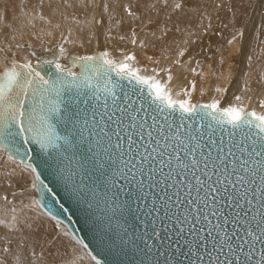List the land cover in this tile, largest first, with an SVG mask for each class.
Wrapping results in <instances>:
<instances>
[{
	"label": "snow or ice",
	"instance_id": "6c2138e0",
	"mask_svg": "<svg viewBox=\"0 0 264 264\" xmlns=\"http://www.w3.org/2000/svg\"><path fill=\"white\" fill-rule=\"evenodd\" d=\"M107 55L95 58L107 65L103 72L97 64V75L69 73L73 78L59 85L6 67L0 143L13 144L21 161L28 143L50 155L63 152L59 179L78 208L57 200L43 171L34 177L61 214L81 211L88 219L100 207L95 189L91 200L85 194L83 177L90 167L101 173L104 208L118 206L143 226L135 237L143 244L141 264H264V114L216 102L199 110L187 101L177 105L159 81L129 67L125 61L134 57L114 62ZM125 79L135 87L124 90ZM60 123L65 136L56 132ZM25 167L36 173L40 165Z\"/></svg>",
	"mask_w": 264,
	"mask_h": 264
},
{
	"label": "bare ground",
	"instance_id": "6f19581e",
	"mask_svg": "<svg viewBox=\"0 0 264 264\" xmlns=\"http://www.w3.org/2000/svg\"><path fill=\"white\" fill-rule=\"evenodd\" d=\"M0 49V72L35 70L40 56H56L59 70L69 57L132 56L129 67L178 104L264 114V0H0ZM0 154L10 160L0 155V264H90L84 249L67 247L65 228L49 237L35 219V187L17 179L26 168Z\"/></svg>",
	"mask_w": 264,
	"mask_h": 264
},
{
	"label": "water",
	"instance_id": "95a60500",
	"mask_svg": "<svg viewBox=\"0 0 264 264\" xmlns=\"http://www.w3.org/2000/svg\"><path fill=\"white\" fill-rule=\"evenodd\" d=\"M102 55V52L95 53L91 56L93 60L86 59L88 57L81 59H71L69 57L67 61L70 66L65 70H59L55 66L56 56L52 57L51 60H44L43 56H40L35 70L31 68L27 69L26 67H24V70H26L25 73H31L29 79L39 81L40 78H43V80L49 81V84L56 81L59 85L62 79L66 78L70 80L73 78V76L68 75L70 73L69 70L76 69V72L73 73L74 76H80L81 74L94 76L97 75L96 66L98 64L100 71L103 72V69L107 65H104L103 59L99 61L95 60L96 57H101ZM117 60V62L124 61V58L121 57L119 59L118 57ZM84 65H88L87 69ZM111 75L114 80L117 79L114 72ZM119 83L124 90L135 87L134 82L129 83L126 79L119 81ZM177 105L179 104L177 103ZM203 105L206 104H196L195 106L199 110L200 106ZM177 115H179L178 107ZM56 132L60 136L67 135V131L62 123L56 125ZM15 143L17 145H23V138L17 137ZM84 148L86 150L87 146L84 145ZM0 149L5 151L12 161L17 162L21 167L26 168L30 172L31 169L25 167L26 164H31L32 167H37V164H39L40 167H37V172H31L33 180L36 174L43 171L41 180L49 185V187L55 186L60 193L57 196V200L63 198L65 208L79 207L75 199L68 197L64 185L59 179L56 161L59 157H62L63 152H52L50 155L42 150L39 144L28 143L26 145L28 155L21 161L15 155L13 144L5 141L4 143H0ZM20 150L23 152L24 147H21ZM42 161H46V163H41ZM89 172L88 175L83 177L85 194L91 200L93 192L90 189H95L97 193L96 199L100 200L101 204L99 208L90 210L92 215L88 219H85V214L81 211H77L75 215H72L71 211L61 214L62 210L58 209L54 204L49 203L51 197H48L46 193H41L35 186L34 180L35 204L46 217L62 225L76 243L77 240L83 241L82 244H77L84 249L85 254L94 264H96V261H99L100 264H141L142 260H146L142 253L139 252V248H142L143 244L140 241H136L135 237L138 232H142L143 226L134 216L118 206H114L112 210L105 209L103 204L105 189L99 185L102 175L101 173L92 171L91 167L89 168ZM80 180L81 177L78 175L77 182H80ZM94 180L96 183H93ZM125 199L127 197L122 196L120 198L121 203ZM49 208H52L53 211L49 212Z\"/></svg>",
	"mask_w": 264,
	"mask_h": 264
},
{
	"label": "rangeland",
	"instance_id": "374dc122",
	"mask_svg": "<svg viewBox=\"0 0 264 264\" xmlns=\"http://www.w3.org/2000/svg\"><path fill=\"white\" fill-rule=\"evenodd\" d=\"M20 17H22V16H20ZM33 31V30H32ZM34 32V31H33ZM40 31H36V32H34V34L35 35H37L38 33H39ZM61 32V31H60ZM59 32V33H60ZM41 33V32H40ZM39 33V34H40ZM58 33V34H59ZM38 34V35H39ZM57 34H53V36H56ZM16 39H19V38H16ZM19 41V40H18ZM18 41H16V40H14V42L15 43H18ZM52 45H54V43H52L50 46H52ZM7 46V45H6ZM8 48L10 49V48H12V47H9L8 46ZM13 49V48H12ZM106 49V48H105ZM107 49L108 50H110L111 48H109V47H107ZM1 50V49H0ZM16 50H18V49H16ZM1 51H3V50H1ZM74 52H70L69 53V55H74V56H80V55H83V54H81V53H79V54H77V53H74ZM32 61V60H31ZM114 62H115V60H113ZM63 61H61V63H62ZM63 64V63H62ZM63 65H65L67 68H68V65L67 64H63ZM70 73H72L73 71H69ZM76 72V71H75ZM196 104H203V103H201L200 101H198V103H196ZM2 152V151H1ZM3 158H5V159H7V160H9L6 156H4V155H2V154H0ZM4 159V160H5ZM6 161V160H5ZM10 161V160H9ZM17 166H18V164H17ZM19 167V166H18ZM20 168V167H19ZM22 169V168H21ZM22 170H24V169H22ZM27 170V169H26ZM26 170H24V177L22 176V175H20V176H22V178L21 177H17V179H19V180H21L22 182H23V184H25V186L27 185L28 187H32L33 188V193H34V186H33V184H34V182H33V178L31 177V175H30V172H27ZM25 175H27V176H25ZM25 179V180H24ZM25 181V182H24ZM15 188H16V186H15ZM22 189H23V187H22ZM43 215V219H41L40 217H38V216H36V221H39V222H42V223H44L45 225H43V226H45V227H47L46 229H47V231L49 232V237H55L56 238V236L57 237H59V236H64L63 234H61V230L60 229H63L64 227L62 226V228H61V226H60V224H58V223H56V222H54L53 220H51V219H49V218H47L44 214H42ZM44 220V221H43ZM7 224H9V223H7ZM9 227H10V225H8ZM41 226V225H40ZM42 227V226H41ZM16 228H18V226L17 227H13L12 229H11V231H13V230H15ZM60 230V231H59ZM66 233V237H68V240H66V242H65V244L67 245V247L69 246L70 247V249L72 250V251H74V250H77V248L76 247H79L80 248V250L82 249L77 243H76V241L67 233V231H65ZM53 234H55L54 236H53ZM59 235V236H58ZM42 242H44V239H42ZM76 248V249H75ZM89 260H90V258H89ZM90 262V264H93V262L90 260L89 261ZM89 264V263H88Z\"/></svg>",
	"mask_w": 264,
	"mask_h": 264
}]
</instances>
